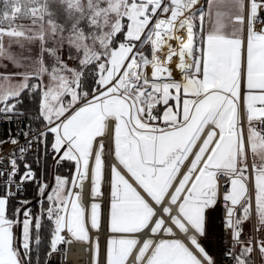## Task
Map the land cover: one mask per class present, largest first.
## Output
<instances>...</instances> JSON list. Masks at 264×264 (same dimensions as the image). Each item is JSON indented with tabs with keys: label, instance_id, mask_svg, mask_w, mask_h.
Masks as SVG:
<instances>
[{
	"label": "snow or ice",
	"instance_id": "1",
	"mask_svg": "<svg viewBox=\"0 0 264 264\" xmlns=\"http://www.w3.org/2000/svg\"><path fill=\"white\" fill-rule=\"evenodd\" d=\"M264 264V0H0V264Z\"/></svg>",
	"mask_w": 264,
	"mask_h": 264
},
{
	"label": "built area",
	"instance_id": "2",
	"mask_svg": "<svg viewBox=\"0 0 264 264\" xmlns=\"http://www.w3.org/2000/svg\"><path fill=\"white\" fill-rule=\"evenodd\" d=\"M77 249L80 250V251H78V252H74V251L77 250ZM79 255H80V257L77 258V256H79ZM77 259H78V260H79V259H82V260H86V259H87V255H86L84 249H81V248H72V249L70 250V253H69V260L75 262V264H79V263H77Z\"/></svg>",
	"mask_w": 264,
	"mask_h": 264
},
{
	"label": "bare ground",
	"instance_id": "3",
	"mask_svg": "<svg viewBox=\"0 0 264 264\" xmlns=\"http://www.w3.org/2000/svg\"><path fill=\"white\" fill-rule=\"evenodd\" d=\"M78 251H80V250L77 249V250H75L74 252H78ZM79 257H80V255L77 256V258H79ZM81 260H82V259H79V260L77 259V263H79Z\"/></svg>",
	"mask_w": 264,
	"mask_h": 264
}]
</instances>
